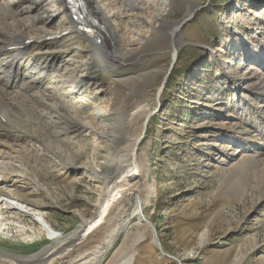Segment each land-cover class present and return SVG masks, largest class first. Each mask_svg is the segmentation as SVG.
Instances as JSON below:
<instances>
[{
    "label": "rangeland",
    "instance_id": "1",
    "mask_svg": "<svg viewBox=\"0 0 264 264\" xmlns=\"http://www.w3.org/2000/svg\"><path fill=\"white\" fill-rule=\"evenodd\" d=\"M0 1L15 5L0 8L1 37L26 24L30 42L0 106V250L34 255L97 215L152 110L147 221L132 219L99 264H264V0H93L115 36L100 57L90 38L60 35L73 27L64 0ZM115 42L128 59L112 57Z\"/></svg>",
    "mask_w": 264,
    "mask_h": 264
},
{
    "label": "bare ground",
    "instance_id": "2",
    "mask_svg": "<svg viewBox=\"0 0 264 264\" xmlns=\"http://www.w3.org/2000/svg\"><path fill=\"white\" fill-rule=\"evenodd\" d=\"M24 1L25 0H15V3L17 5H21L24 4ZM90 1L74 0V6L67 8L70 17L72 18V9L75 8L76 10L81 11L82 15H87L104 25V27L110 31V35H112L114 38V29H112L111 24L108 23L109 16L106 12L108 11L107 8H105L104 5L103 7L100 6L98 3H96V1ZM148 1L150 3L158 2L161 8L168 6L166 0ZM146 2L147 0H128L126 7L129 6L130 8H142ZM34 4L35 3L33 2L28 8L32 10ZM1 6L2 5H0V8ZM2 8H4L3 10L6 12L7 16V14H11L13 12L15 5H5L2 6ZM160 12L161 11L159 9V13ZM191 13L192 12L189 11L187 16ZM6 16L3 18L7 19ZM39 18L36 19V21L34 20L32 23L29 20L31 24L28 25L33 27L35 23L39 22ZM157 20H162V18H155V21ZM25 25L26 24H16L13 25L9 30L10 35L8 34L9 36L7 37L13 40H18L17 42L10 41V43L7 45H3L1 41H6L8 38L4 39L0 34V85L3 86H0V89L2 93L5 91L6 86L15 85L16 79L14 80L12 78L15 74H17L16 66H18V63H16L15 57L21 55V52L16 51H20V49L17 48H19L20 45H23L24 39L28 38L26 37L28 30L24 27ZM179 27L180 25L176 24L175 28L171 32L172 39H174V37L177 35V29ZM102 37L103 38L100 42H95L94 44L92 43L93 51L95 52L94 55L98 57L101 55L99 50L103 49L106 45L108 46L109 39H111L108 38V36ZM143 40H149L148 36H144ZM177 40L174 39L175 42L173 43V47L171 49L172 59L175 58V60L177 58L175 56L177 55L180 48ZM99 45L100 48H96ZM218 51L223 52L224 48L220 47ZM218 51L215 48L211 52V55L216 57V55H218ZM112 57L117 60L120 58L128 59V54L127 51L122 49L117 42L116 49L114 54H112ZM263 88L264 87H262V89ZM160 89L158 90V96H160L162 92ZM5 93H0V106L1 104L5 103ZM142 114L145 115V119L139 128V134L135 137L134 141H132L133 144L131 143L132 147H130L131 151L130 153L128 152L129 154L127 153L126 159L121 162L122 164L116 170L115 175H110V183L107 185L105 195L106 197L103 198L97 215H94L90 219H82L80 225L71 233L61 237L58 235L55 236L54 240H56V243L47 246L42 251L34 255L23 257L0 250V264H99L104 255H106L109 249L116 243L121 233L127 227H129L132 219L135 218L139 222L147 221L144 210L146 205L150 203L151 196L154 193V182L150 179L151 165L147 154L148 152L147 150L139 149L140 142L146 134L149 121L151 120L152 110L144 111ZM124 155L125 154H122V156ZM122 158L123 157H119L118 160ZM8 199L6 200L0 198V204L3 202V204L10 206L11 203L9 202L10 200L8 201ZM14 208L19 210L21 209L20 206L12 207V209ZM206 234L207 232H203L201 234L202 245L207 243ZM157 240L158 238L155 236V243H158ZM193 255L194 254L192 251L183 253L184 258H188ZM239 260L240 258L236 257L232 264H237ZM130 261L131 257L126 259L122 264H128Z\"/></svg>",
    "mask_w": 264,
    "mask_h": 264
},
{
    "label": "water",
    "instance_id": "3",
    "mask_svg": "<svg viewBox=\"0 0 264 264\" xmlns=\"http://www.w3.org/2000/svg\"><path fill=\"white\" fill-rule=\"evenodd\" d=\"M70 6H74V0H67V7L69 8ZM72 14L74 15L75 21L79 23H84V25L93 28L96 30L95 34L90 38L91 43L95 42H100L102 40V36H110V31L104 27L100 22H97L95 19L87 16V15H82L81 11L76 10L75 8L72 9ZM83 35V34H82ZM96 48H100V45L97 46ZM104 50V49H103ZM175 62V58L171 60V66ZM156 112V111H155ZM152 112V113H155Z\"/></svg>",
    "mask_w": 264,
    "mask_h": 264
}]
</instances>
